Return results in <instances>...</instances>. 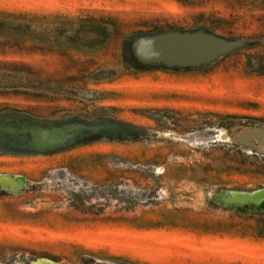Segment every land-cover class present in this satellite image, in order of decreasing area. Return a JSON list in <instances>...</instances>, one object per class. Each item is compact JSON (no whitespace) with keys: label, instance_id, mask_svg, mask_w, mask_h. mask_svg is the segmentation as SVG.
<instances>
[{"label":"rangeland","instance_id":"obj_1","mask_svg":"<svg viewBox=\"0 0 264 264\" xmlns=\"http://www.w3.org/2000/svg\"><path fill=\"white\" fill-rule=\"evenodd\" d=\"M189 2L0 0L53 16L0 48V264H264V10Z\"/></svg>","mask_w":264,"mask_h":264},{"label":"trees","instance_id":"obj_2","mask_svg":"<svg viewBox=\"0 0 264 264\" xmlns=\"http://www.w3.org/2000/svg\"><path fill=\"white\" fill-rule=\"evenodd\" d=\"M181 3L195 4L196 2H189L187 0H178ZM201 1H199L200 3ZM226 5L229 6V9L233 10L234 8L245 9L247 11H263L264 10V0H234L229 2L224 0ZM198 4V3H196ZM53 16L51 14H35L28 12H11L0 9V48L7 49L10 51H30V52H49V49L44 45L43 42H35L30 39L21 40V32L31 31L37 25L41 28L47 27L50 24ZM260 27L264 29V23H260ZM28 44V45H27ZM258 70H255V73L258 75H264V55L263 56H254ZM25 74L31 76L32 78L42 79V77L35 74L32 68L29 65L23 63L9 62V61H0V79L9 78L10 75H20ZM2 81V80H1ZM4 82V81H3ZM12 83H9L7 86H0V91H11L10 94L14 95V92L18 88ZM1 95V92H0Z\"/></svg>","mask_w":264,"mask_h":264},{"label":"water","instance_id":"obj_3","mask_svg":"<svg viewBox=\"0 0 264 264\" xmlns=\"http://www.w3.org/2000/svg\"><path fill=\"white\" fill-rule=\"evenodd\" d=\"M228 45V44H227ZM229 46H226L225 44H221L219 46V49L221 52H225L228 49ZM74 129H80V131H84V132H93L95 129L94 127H84V126H70V128ZM68 128L64 127L59 129V132H62L63 130H66ZM85 134L81 135L84 136ZM239 140L241 142H245V143H249L252 139H256L257 143L260 144L261 146L264 147V130H259L257 128H253V129H247L244 130L240 135H239ZM24 183V180L21 178V180L19 181V185L17 187V191L20 190V188H22ZM1 187V185H0ZM232 195H237V196H243V197H249V198H257V199H263L264 198V192H258L257 195H248V194H232ZM260 197V198H259ZM258 203V201H257Z\"/></svg>","mask_w":264,"mask_h":264},{"label":"bare ground","instance_id":"obj_4","mask_svg":"<svg viewBox=\"0 0 264 264\" xmlns=\"http://www.w3.org/2000/svg\"><path fill=\"white\" fill-rule=\"evenodd\" d=\"M225 45L229 46V44L228 45L225 44ZM20 180H21L20 176H15V175H11V174H0V185H1L2 189L5 190V191L12 192L14 190H17V187L19 185V181ZM4 186L6 187V189L4 188ZM258 192H264V188L263 189H257L254 192H252V191L251 192H231V194L232 193L233 194L238 193V194L257 195ZM37 261L38 262H36L34 264H48V261L45 260V259L37 260Z\"/></svg>","mask_w":264,"mask_h":264},{"label":"built area","instance_id":"obj_5","mask_svg":"<svg viewBox=\"0 0 264 264\" xmlns=\"http://www.w3.org/2000/svg\"><path fill=\"white\" fill-rule=\"evenodd\" d=\"M23 187H25V181H24V183H23V186H22V188H23ZM22 188H20V190H21Z\"/></svg>","mask_w":264,"mask_h":264}]
</instances>
